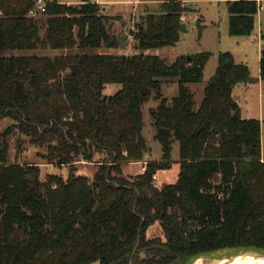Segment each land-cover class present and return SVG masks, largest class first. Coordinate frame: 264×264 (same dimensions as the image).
I'll list each match as a JSON object with an SVG mask.
<instances>
[{
    "label": "trees",
    "instance_id": "trees-1",
    "mask_svg": "<svg viewBox=\"0 0 264 264\" xmlns=\"http://www.w3.org/2000/svg\"><path fill=\"white\" fill-rule=\"evenodd\" d=\"M140 1H155L158 10L135 24L137 52L125 56L99 51L118 41L98 3L47 0L38 18L29 15L36 0H0V119L12 122L0 133V264H183L223 247L264 248L260 122L242 119L231 95L254 79L223 53L195 107L187 85L201 81L210 54L168 63L147 53L174 46L192 9L187 0ZM226 5L228 34L249 36L256 2ZM173 82L178 93L167 100L161 87ZM110 84L119 89L104 95ZM150 98L158 102L150 117L162 154L142 174L124 177L121 166L142 162L148 151L141 107ZM16 132L44 148L42 159L65 167L66 177L42 180L38 166L11 163ZM173 142L177 180L155 186V172L171 167ZM95 155L92 177L76 174V162ZM154 223L162 239L146 237Z\"/></svg>",
    "mask_w": 264,
    "mask_h": 264
},
{
    "label": "rangeland",
    "instance_id": "rangeland-1",
    "mask_svg": "<svg viewBox=\"0 0 264 264\" xmlns=\"http://www.w3.org/2000/svg\"><path fill=\"white\" fill-rule=\"evenodd\" d=\"M47 0H43L45 3ZM60 3L78 4L80 0H58ZM96 2L103 7L104 15L113 19L107 22V31L111 37L116 39L123 38V47L108 49L105 45L99 50L101 53H109L112 55L131 56L136 54L134 49V41L132 33L135 31V24H138L140 18L148 12H156L158 3L148 5L122 1L132 0H90ZM189 1V0H187ZM101 2V3H100ZM187 6V2L183 3ZM190 8L193 10L184 14L186 31L181 35L179 41L174 46L162 47L155 50L147 51L149 54L158 56L168 63H172L180 57L187 58L191 55L208 52L210 54L204 65L202 79L198 83L188 84L189 91L193 94L195 107H198L203 98V88L208 80L213 76L216 67L219 64L220 55L229 53L232 55L234 64H242L249 68L252 76H256L258 70V58L260 51L264 49V37L261 39L257 32V24L262 25V33L264 36V2L263 8L258 9V19L255 17L254 31L250 36H230L228 34V13L225 1L221 0H195L191 3ZM36 17H43L38 14ZM259 36V37H258ZM39 55L53 57L56 52L51 50H38ZM226 60H224L225 62ZM262 85V86H261ZM260 87L256 84L238 85L235 87V95L233 101L240 108L242 119H257L260 122V133L262 136V148L264 150V83ZM245 86V87H243ZM243 87V89H242ZM119 89V85L110 84L104 89V95L114 94ZM178 93L177 83L163 84L161 94L163 98L170 100ZM158 105V102L150 98L141 107L142 129L141 134L146 140L148 151L144 154L143 160L159 161L162 151L161 145L154 138L155 128L153 126L150 111ZM12 122L10 119H0V133L3 132ZM19 144V145H18ZM9 158L11 163L21 165L34 164L38 166L40 178L44 180L47 175L55 174L66 177L65 167H57L47 164L42 159L45 149L35 146L29 142L28 138L19 135L17 132L11 137L9 142ZM171 168L168 174L174 179L176 171L179 167L178 143L173 142L171 145ZM99 156L95 155L91 163L86 161H78L75 164L76 174L91 178L96 169V161ZM141 165H125L122 175L131 177L133 173L139 171ZM157 172H155L156 174ZM160 186V185H158ZM146 237L162 239L161 228L157 223L149 226L146 230Z\"/></svg>",
    "mask_w": 264,
    "mask_h": 264
},
{
    "label": "water",
    "instance_id": "water-1",
    "mask_svg": "<svg viewBox=\"0 0 264 264\" xmlns=\"http://www.w3.org/2000/svg\"><path fill=\"white\" fill-rule=\"evenodd\" d=\"M118 48L123 47V38L117 39ZM187 61H190L188 56ZM226 60L224 64H227ZM261 257L264 258V248L256 246L223 247L207 252L197 253L189 257L183 264H229V261L237 257Z\"/></svg>",
    "mask_w": 264,
    "mask_h": 264
},
{
    "label": "crops",
    "instance_id": "crops-1",
    "mask_svg": "<svg viewBox=\"0 0 264 264\" xmlns=\"http://www.w3.org/2000/svg\"><path fill=\"white\" fill-rule=\"evenodd\" d=\"M58 1V0H57ZM195 0H189V1H183L182 3H185V2H187V5H190L191 3H193ZM221 1H225V3L227 2V1H234V0H221ZM255 2H256V0H254ZM59 2V1H58ZM122 2H124V3H130V2H132V3H134V5L136 4V3H139V4H143L144 3V5H148V4H152V3H157V2H155V1H140V0H132V1H122ZM264 2V1H263ZM60 3V2H59ZM75 3H79V1L78 2H75ZM96 3V2H95ZM101 3V2H100ZM67 4V3H66ZM104 9V8H103ZM191 9L193 10V8L191 7ZM260 10V9H259ZM255 17H257V19H258V11H257V13H256V15H255ZM185 18H186V21H187V17L185 16V15H183L182 17H181V20H182V22L184 23L185 22ZM257 26H258V29H257V32L260 34V37H261V39L264 37L263 36V33H262V25L259 23V24H257ZM254 27H255V21H254ZM254 31V30H253ZM252 31V32H253ZM251 35V34H250ZM249 35V36H250ZM259 37V36H258ZM260 53H261V51H260ZM231 55V54H230ZM231 58H232V55H231ZM259 59H260V55H259V58H258V70H257V74H256V76H252L251 75V73H250V71H249V74H250V76H251V78H253L254 79V82L253 83H251V84H256L257 86H259L260 87V85L261 84H263L264 83V81H261L260 79H259ZM232 60H233V58H232ZM248 68V67H247ZM248 70H249V68H248ZM250 84V83H249ZM238 85H240V84H237L236 86H234L233 88H232V92H231V95H232V97L234 98V95H235V87H238ZM241 85H247V84H243V83H241ZM262 86V85H261ZM243 87H245V86H243ZM243 87H242V89H243ZM188 88V87H187ZM260 148H261V154H264V150H263V148H262V136H261V133H260ZM146 162H147V160H143L142 162H138V163H128V164H124V165H122L121 166V171H122V173H123V170H124V168H125V165H141V167H140V169H139V171H136V172H134L133 173V176H135V175H138V174H142L143 173V171H144V168H145V164H146ZM179 165V164H178ZM171 168V167H170ZM169 168V169H170ZM169 169H167V170H160V171H157V173H156V176H157V179H158V181H157V184L158 185H162V184H173V183H175L176 182V180H177V176H178V172H179V167H178V171H176V172H174L175 173V177H174V179L173 178H171V176L168 174V170ZM124 174V173H123Z\"/></svg>",
    "mask_w": 264,
    "mask_h": 264
},
{
    "label": "built area",
    "instance_id": "built-area-1",
    "mask_svg": "<svg viewBox=\"0 0 264 264\" xmlns=\"http://www.w3.org/2000/svg\"><path fill=\"white\" fill-rule=\"evenodd\" d=\"M263 1L264 0H256L257 8L260 10L263 8ZM44 11L45 8H44L43 0H36L34 8L29 11V15L35 16L36 14L43 13ZM157 181H158L157 176L156 174H154L152 176V182L154 183L155 186H158Z\"/></svg>",
    "mask_w": 264,
    "mask_h": 264
},
{
    "label": "bare ground",
    "instance_id": "bare-ground-1",
    "mask_svg": "<svg viewBox=\"0 0 264 264\" xmlns=\"http://www.w3.org/2000/svg\"><path fill=\"white\" fill-rule=\"evenodd\" d=\"M229 264H264V258L253 256L237 257L230 260Z\"/></svg>",
    "mask_w": 264,
    "mask_h": 264
}]
</instances>
